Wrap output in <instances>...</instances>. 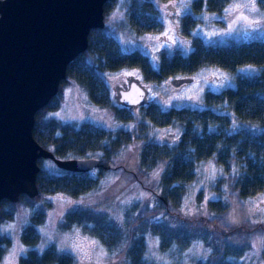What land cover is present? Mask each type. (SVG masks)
<instances>
[{
    "label": "trees",
    "instance_id": "1",
    "mask_svg": "<svg viewBox=\"0 0 264 264\" xmlns=\"http://www.w3.org/2000/svg\"><path fill=\"white\" fill-rule=\"evenodd\" d=\"M116 1L109 0L105 4V27L91 30L88 49L69 64L59 93L67 78L73 80L86 89L94 106H111L119 120L130 124L131 129L121 137L93 122L86 121L78 126L45 118V111L57 104L58 94L37 112L33 128L35 140L58 158L92 156L101 159L102 165L89 172H71L58 167L52 172L44 168L43 158L39 159L37 186L40 194L34 199L21 195L18 202L36 203L46 194H64L73 198L78 203L62 214L59 227L84 226L114 255L122 256L125 264H154L146 256L149 234L159 236L164 246H170L172 242L189 245L201 239L210 247V253L198 264H243L245 243L235 244L233 239L239 227L219 228V234H215L208 231L207 224L226 216L233 198L243 202L264 194V39L212 44L194 37L190 44L186 43L191 49L189 53L184 54L179 49L165 51L152 61L140 49L125 50L117 37L109 33L107 22ZM260 1L264 7V0ZM175 3L176 0H126L125 18L118 22L117 31L129 41L162 32L165 26L162 12L165 13L166 8L174 9ZM227 3L228 0H195L193 9L196 13L206 8L221 13ZM190 18L182 21L185 33H180V38L191 33L189 29L195 19ZM207 67L237 73L238 77L235 85L227 87L221 94L205 92L204 104L208 107L202 109L162 107L160 103L150 102L130 110L114 103L106 81L109 73L134 69L142 72L146 81L160 83L180 74L193 75ZM224 104L227 105L225 114L215 111L214 106L218 108ZM142 109L141 117H138ZM234 122L241 128L238 129ZM169 128L179 129L178 144L157 140L151 134L152 129ZM134 143L141 144L139 163L143 172L149 173L160 167L161 180L158 191H152L153 205L138 210L135 219L131 218L137 210L132 209L126 215V222H121L88 200L101 188L100 180L110 169L108 166L113 157H118L126 146ZM210 161L227 174H224V180L216 183L217 198L206 201L208 221L202 220L201 224L197 221L173 224L171 221L170 225L162 222L166 217L169 220L173 217L172 210L182 204L189 187L199 180V164ZM15 205L7 199L0 203V260L11 244L1 227L3 222L14 218ZM46 215V209H39L29 216L22 233L29 250L20 258V264H79L73 256L55 248L44 253L33 249L41 239L39 227L45 223ZM122 260L85 264H122Z\"/></svg>",
    "mask_w": 264,
    "mask_h": 264
},
{
    "label": "rangeland",
    "instance_id": "2",
    "mask_svg": "<svg viewBox=\"0 0 264 264\" xmlns=\"http://www.w3.org/2000/svg\"><path fill=\"white\" fill-rule=\"evenodd\" d=\"M194 1L176 0L174 9L166 8V12H162L161 19L165 24L162 32L149 33L137 40L134 38L129 41L126 36L117 31L118 22L124 20L126 9V0H117L114 12L107 22L109 33L117 37L125 50L140 49L152 61H155L165 51L179 49L184 54L189 53L191 49L186 43L190 44L194 37H200L212 44H223L231 40L264 39V7L261 6L260 0H257L256 3L258 11L252 12L248 8H241L226 12L225 9H229L234 3L243 4L246 2V0H228L221 13L209 11L207 8L196 13L193 9ZM168 6L171 7L172 5ZM240 12L247 15L249 21L237 20ZM187 14H191V16H187ZM189 17H193L195 21L192 23L193 27L189 29L191 33H186L187 37L182 39L184 37L181 36L182 38H180L177 34L185 33L182 21H186ZM252 21H259V24L252 23ZM250 24L251 26H249ZM129 73L138 76L148 86L150 102L160 103L162 107L177 106L180 109L183 107L207 108L208 104H204V93L211 91L214 94H221L227 87L234 86L238 77L237 73L207 67L193 75L180 74L160 83H152L144 79L142 72L125 69L107 75L106 81L110 87L112 99L115 87L126 81ZM180 77H192L194 80L180 86L173 85L172 81ZM58 94L57 107L55 108V105L46 110L43 115L45 118H55L64 123L78 126L89 121L105 127V129L111 130L113 135L121 137L125 136L128 129H131L130 124H124L119 120L116 110L111 106L105 108L94 106L86 89L80 87L73 80L67 78ZM114 103L116 104L115 101ZM225 106L227 105L224 104L223 107L218 106V108L214 106V109L223 115L225 114ZM142 111L143 109L139 110L138 117H141ZM234 125L238 129L241 128V125L236 122ZM151 134L157 140L172 145L178 144V128L152 129ZM124 149L118 157H113L108 166L110 169L105 174L103 173V178L100 180L101 188L88 200L121 222H126V215L132 209L137 210L131 218L135 219L138 210L153 205L152 191H158L157 186L162 173L160 167L149 173L143 172L139 163L141 144H130ZM42 164L49 171L54 172L57 169V166L50 159H43ZM213 169H215L214 172ZM96 172L98 175L99 172ZM198 174L199 180L189 187L182 204L172 210L171 216L173 217L170 220L166 217L162 219V222H168L170 225L171 221L173 224L184 223L183 221H197L201 224L202 220L208 221L206 201L217 198L216 183L224 180V174L227 172L222 171L219 166L210 161L199 164ZM201 197L202 200H199ZM77 203L78 201L64 194H46L40 197L36 203L17 202L14 218L3 222L1 227L2 232L11 239V244L6 248L0 264H4L14 249L17 253L15 264H20V258L25 256L29 250L22 239L23 229L29 220V216L39 209H46L47 215L45 223L39 227L41 239L33 247L37 252L44 253L49 248H55L60 253L73 256L79 264L109 263L112 260L119 261L121 259H123L122 264H125L122 256L114 255L84 226L75 224L67 229L59 227L62 214ZM222 218L216 220L215 223L207 224L208 231L211 230L213 233L219 234L220 229L227 230L236 226L239 227L236 237L233 239L235 244L245 243L246 251L241 258L242 263L264 264V194L243 202L233 198L229 212ZM92 241H95L96 244L92 245ZM76 245L80 247L77 248ZM21 247L24 249L23 252L19 251ZM209 253L210 247L206 246L201 239L194 240L189 245L172 242L170 246H164L160 237L153 234H149L146 239V256L148 261L154 264H198Z\"/></svg>",
    "mask_w": 264,
    "mask_h": 264
},
{
    "label": "water",
    "instance_id": "3",
    "mask_svg": "<svg viewBox=\"0 0 264 264\" xmlns=\"http://www.w3.org/2000/svg\"><path fill=\"white\" fill-rule=\"evenodd\" d=\"M108 1L0 0V203L39 196V159L71 172L102 165L95 157H56L35 140L33 128L37 112L57 96L69 64L88 49L91 30L105 27ZM193 80L180 77L172 83ZM126 81L115 87L116 104L130 110L149 105L148 86L136 75Z\"/></svg>",
    "mask_w": 264,
    "mask_h": 264
},
{
    "label": "snow or ice",
    "instance_id": "4",
    "mask_svg": "<svg viewBox=\"0 0 264 264\" xmlns=\"http://www.w3.org/2000/svg\"><path fill=\"white\" fill-rule=\"evenodd\" d=\"M256 3L257 0H246L245 3L241 4V3H234L233 5L230 6L229 9H225L226 12L229 11H236L237 9H241V8H248L249 11L255 12L258 11V9L256 8ZM237 20H242V21H249V17L247 15H245L243 12H240V15L237 17ZM235 22V21H234ZM252 23H256L259 24V21H252ZM251 26V24L249 25ZM231 30V29H229ZM164 35H167V33H164ZM128 75H132L131 73H129ZM125 83H127V81H125ZM135 87V86H132ZM136 91L139 93L140 97H143V93L139 92V89L137 88ZM129 97L127 95L124 96V99L127 100ZM134 103L138 102V100H134ZM215 171V169H213V172ZM92 245H95L96 242L92 241L91 242ZM75 247L79 248V245H76ZM20 252H23L24 249L21 247L19 249ZM16 250L14 249L10 254H9V258H7L4 262V264H15V256H16Z\"/></svg>",
    "mask_w": 264,
    "mask_h": 264
},
{
    "label": "flooded vegetation",
    "instance_id": "5",
    "mask_svg": "<svg viewBox=\"0 0 264 264\" xmlns=\"http://www.w3.org/2000/svg\"><path fill=\"white\" fill-rule=\"evenodd\" d=\"M177 35H178V37H180L179 34H177ZM182 39H185V38H182ZM124 82H125V81H124ZM124 82H123V83H124Z\"/></svg>",
    "mask_w": 264,
    "mask_h": 264
},
{
    "label": "bare ground",
    "instance_id": "6",
    "mask_svg": "<svg viewBox=\"0 0 264 264\" xmlns=\"http://www.w3.org/2000/svg\"><path fill=\"white\" fill-rule=\"evenodd\" d=\"M101 167V166H100ZM99 168V167H98ZM21 198V197H20ZM13 203V202H12Z\"/></svg>",
    "mask_w": 264,
    "mask_h": 264
}]
</instances>
